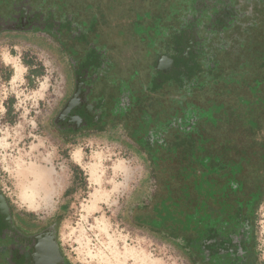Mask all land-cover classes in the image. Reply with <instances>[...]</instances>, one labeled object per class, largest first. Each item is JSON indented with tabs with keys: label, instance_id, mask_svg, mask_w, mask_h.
Returning a JSON list of instances; mask_svg holds the SVG:
<instances>
[{
	"label": "flooded vegetation",
	"instance_id": "1",
	"mask_svg": "<svg viewBox=\"0 0 264 264\" xmlns=\"http://www.w3.org/2000/svg\"><path fill=\"white\" fill-rule=\"evenodd\" d=\"M2 34L44 35L66 54L62 135L121 130L147 154L154 227L184 235L197 264H257L264 112L249 107L264 99V0H0ZM188 143L197 153L182 162ZM0 262L71 264L52 224L16 216L1 193Z\"/></svg>",
	"mask_w": 264,
	"mask_h": 264
},
{
	"label": "rangeland",
	"instance_id": "2",
	"mask_svg": "<svg viewBox=\"0 0 264 264\" xmlns=\"http://www.w3.org/2000/svg\"><path fill=\"white\" fill-rule=\"evenodd\" d=\"M260 76L264 82L263 69ZM72 92L68 58L50 37L0 35V193L14 214L52 224L71 264H195L180 240L156 231L159 179L125 132L58 130ZM255 238L257 264H264V198Z\"/></svg>",
	"mask_w": 264,
	"mask_h": 264
},
{
	"label": "trees",
	"instance_id": "3",
	"mask_svg": "<svg viewBox=\"0 0 264 264\" xmlns=\"http://www.w3.org/2000/svg\"><path fill=\"white\" fill-rule=\"evenodd\" d=\"M240 102L236 103V105H239ZM232 105H226V108L229 109ZM244 108V107H243ZM230 111L227 113V116L230 117L232 114H234L233 109H229ZM250 112H255V113H260V112H264V99L260 98L259 95L255 98V102H253V104H251V106L249 107ZM225 117V116H224ZM211 149H215V151H218V147H214L213 145L210 147ZM195 153H197L195 151V146L193 143H188L187 145L185 144H181V157L182 162L186 161V159L188 158H193L195 156ZM147 155V154H146ZM181 162V163H182ZM149 163H150V168H151V162L149 159ZM152 171V168H151ZM183 175H185V172H180L179 173V178L181 180V182L184 181V177ZM143 210V209H141ZM182 224V223H181ZM157 232H163V229H157ZM166 231H164L162 234H164L166 237H170V238H174V239H178L180 240V242L183 243L185 250L188 251L189 256L191 257V259L194 261L195 264H197V262L195 261L194 258H192V256L190 255L191 252L188 248V243L184 237V235H176V234H171V233H165ZM176 237V238H175Z\"/></svg>",
	"mask_w": 264,
	"mask_h": 264
},
{
	"label": "bare ground",
	"instance_id": "4",
	"mask_svg": "<svg viewBox=\"0 0 264 264\" xmlns=\"http://www.w3.org/2000/svg\"><path fill=\"white\" fill-rule=\"evenodd\" d=\"M34 180H36L37 181V186H39V187H37V189H43L42 187H41V184H42V179H41V176H35V178H34ZM36 186V185H35ZM35 188V187H34ZM33 188V189H34ZM37 193H35V195H36Z\"/></svg>",
	"mask_w": 264,
	"mask_h": 264
}]
</instances>
